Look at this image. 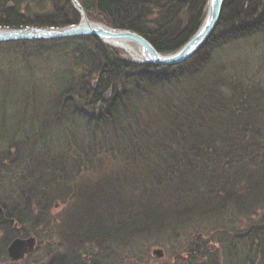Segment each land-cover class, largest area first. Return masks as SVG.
I'll use <instances>...</instances> for the list:
<instances>
[{
	"label": "trees",
	"instance_id": "obj_1",
	"mask_svg": "<svg viewBox=\"0 0 264 264\" xmlns=\"http://www.w3.org/2000/svg\"><path fill=\"white\" fill-rule=\"evenodd\" d=\"M79 2L89 20L138 33L161 54L174 53L191 39L203 22L207 4V0ZM80 18L79 10L70 0H0V27H63L77 24ZM262 29L264 0H223L216 28L200 47L181 62L162 65L135 63L95 36L57 38L45 44L34 41L31 48L26 41L1 42L0 92L10 90L11 95L24 98L43 97L45 103L41 105L40 130H53L55 143L51 144V138L45 139L40 144V151L32 153L34 149L30 148L28 156L22 157L19 147L25 139L34 142L32 134L23 137L17 134L7 141L11 150L1 163L7 173L6 179L0 176V186L6 182L5 185L10 184L7 186L12 189L21 188L14 199L21 201L17 204L25 208L20 212L15 209L21 206H7L0 193V260L8 259L6 246L13 238L29 235L23 228L31 212L35 208L43 209L42 200L48 205L49 195L56 191L68 202L69 211L64 224L72 229L75 237L81 236L94 242L100 250L96 253L76 250L73 256H49L40 264H105L110 251L103 247L112 248L126 240L129 242L136 239L139 233L176 227V220L183 215L180 212L185 211L174 210V218L165 216L158 199L151 203V198H155L153 195L158 196L152 188L167 190L171 207L176 205L188 210L187 216L201 210L198 203L202 197L215 200L211 206L213 212L221 211L223 215L246 212L252 200L246 201L245 194L251 189L249 183L254 178L255 169L251 168L243 175L237 172L239 177L216 174L213 167L223 157L233 156V160H238L241 150H246L248 145L252 153L249 159H245L251 166L253 163L261 166L264 163V141L258 147L262 141L246 140L249 134L259 132L256 125L253 126L254 133L249 132L241 121L247 116L243 113V104L247 106L249 98L244 97L247 101L243 103L236 101L234 93L238 88L223 83L221 86L231 92L226 93L221 87L223 91L215 94V76L224 74L218 70V63H212L215 59H211L233 41ZM17 45L20 49L14 48ZM66 63L69 66H65ZM228 73L227 76L231 77ZM25 76L41 80L25 82ZM93 80L96 81L95 87L92 86ZM108 90H111V96L104 100ZM84 99L90 108L80 106L79 102ZM219 113L220 116H217ZM215 116L219 119L217 125L209 126L208 121ZM72 124L75 131L70 132ZM81 124L88 126L82 129ZM31 128L33 130L34 126ZM21 139L24 141L21 142ZM52 145L61 148L55 147L52 151ZM223 146L230 152L225 153ZM128 147L141 162L142 168L137 164L134 170L129 171L128 164L125 166L124 158H120L118 153L119 157L110 161L108 169L99 166V173H93L96 156H112V152L117 150L124 155L123 149ZM209 163L212 165L206 170ZM27 164L32 166H27L28 175L12 178L11 183L7 180L11 178V168ZM114 164L120 168L112 169ZM263 168L258 167L256 172L262 173ZM33 169L34 174L30 173ZM116 169L121 175L116 174V180H113L109 174ZM122 170H126V175ZM37 171L43 172V180L36 175ZM94 174V177H89ZM129 175L133 177L121 180ZM196 176L201 179L199 187L196 183H189ZM67 178L72 179L64 182ZM124 183L136 184L137 196L132 193L133 198L124 194L121 197L117 187ZM184 187L194 194L187 205L180 206L182 203L178 198ZM107 189L112 191L111 195L105 192ZM231 200L238 208L229 207ZM139 206L144 212L142 217L138 213L136 215L135 208L139 211ZM103 210L113 211L107 216L108 222L116 220V224H111L108 229L101 226L104 225L103 213H98ZM151 218L154 225L150 222ZM137 223L140 225L137 226ZM221 223L226 224V220L223 218ZM78 224L88 229L79 228ZM262 237L264 228H253L242 241L237 240L242 246L240 255L245 252V264H261L259 261H264V256H258L259 253L252 256L259 248L257 241ZM117 238L120 241L115 244ZM224 245L226 264H231L233 256L227 251L228 245ZM125 248L128 249L127 246ZM188 252L190 255L185 253L186 257H179L177 264H216L217 251L209 253L198 248ZM80 256L83 257L81 261ZM113 261L110 257L109 264Z\"/></svg>",
	"mask_w": 264,
	"mask_h": 264
},
{
	"label": "rangeland",
	"instance_id": "obj_2",
	"mask_svg": "<svg viewBox=\"0 0 264 264\" xmlns=\"http://www.w3.org/2000/svg\"><path fill=\"white\" fill-rule=\"evenodd\" d=\"M70 1L72 2V0ZM207 7L208 5L206 4L205 15H206ZM53 40L55 39H25V40H14L11 42L26 41L28 44L27 45L28 48H31L32 46H34V41L43 42L42 44H45ZM3 42H10V41H3ZM103 43H105L109 48H112L114 51L118 52L119 55H122L123 57L132 60L131 56L121 48L111 46L106 42ZM133 46L135 48L138 47V46L136 47L135 44H133ZM14 48H19V45H17ZM214 59L215 61L212 63L213 64L218 63V70L222 74H224V75L217 74L215 76L216 79L215 94L218 95L219 91H223L222 88L225 90L226 93L231 92L229 88L226 89L225 87L221 86V83H223L224 85H228V84H231L230 86L235 85V87L238 88L237 91H235L234 93L235 97H237L235 99L236 101L237 100L240 102L242 101L243 103L247 101L244 100L245 98H249L250 102L247 103V106L243 104V107L245 109V111L243 110L244 111L243 113L246 114L247 116H245L241 121L244 125H246L249 128L248 129L250 130L249 132L254 133V129H253L254 125L259 127L258 128L259 132H257V134L254 133V135L249 134V138H246V140L247 139L248 141L260 140L262 142L258 147H261L264 141V29L252 34L249 37H245L233 41L228 46H226L220 53L215 54V56L213 57V59H211V61H213ZM65 66H69V64L66 63ZM226 73L231 74V77L227 76ZM25 78H23L25 79V82H33V81L41 80V78L35 76H25ZM95 85H96V81L93 80L92 86L95 87ZM10 92H11L10 90L0 92V176L1 178L4 179H6L7 171L4 165L1 166V163H3V159L8 156L7 155L8 151L11 150L9 148L10 143H8L7 141H11L14 135L16 136L17 134H20L23 137L32 134V136L35 138L33 139L34 142L32 140L31 142H28V139H25V142L23 144L21 143V146L19 145L20 146L19 155H21L22 157L28 156L30 148L34 149L32 153H35L38 150L40 151V149H42L40 144L45 139L51 138V142H52L51 144L55 143V140L53 138V130H49V131L40 130V123H41L40 115L43 111L41 105L45 103V99L43 97L24 98L16 95H11ZM106 93L107 92H105V94ZM70 102L73 103V100H70ZM79 103H81L80 106H84L87 109L90 108L86 99H84L83 102H79ZM91 110L94 111L93 109ZM49 112L52 113V111ZM55 114H57V112ZM217 116H220V113L219 115L217 114ZM217 116H215L210 121H208L209 126L217 125L219 121ZM59 118H63V116L59 115ZM81 125H82V129L87 128L88 126L85 125L84 127V124ZM227 125L230 126V124L228 123ZM31 126H34L33 130ZM69 127L71 128V129L69 128L70 132L75 131V126L73 124ZM66 128H62L63 131L66 130ZM78 128L80 131L81 127L79 126ZM66 136L68 135L65 134L64 137ZM247 136L245 135V137ZM62 140L64 141L65 138H62ZM20 141L22 142L24 140L21 139ZM60 143L65 145L64 142H60ZM55 147H57L58 149L61 148L59 146L52 145L51 150L53 151V148ZM223 150L225 153L230 152V150L225 149V147ZM118 151L119 150L113 151L112 153L114 154L112 156L110 154H107V156H103L104 158H102L101 156L100 158H98L96 156L95 159L93 160V163L95 165V171L93 173L96 174L99 173V168H98L99 166H102L104 169H108L110 167L109 165H111L110 161L115 157H117L118 153L120 154V158H124L125 166L128 164L127 167L129 171L134 170L137 164L139 165L140 168L143 167L141 165V162L137 161L136 156L132 155L131 148L128 147L123 149V151H125L124 155ZM236 151L237 150L235 149L234 150L235 154ZM241 151H242L241 155L238 156L239 161L237 159L233 160V156L223 157L224 159L220 160V163L216 164L215 168L213 167V169L216 172V174H225L226 176L227 175L239 176L236 174L237 172L238 174L239 172H241L240 174L243 175L244 173L251 171V168L255 169L254 178L249 183L251 189L248 190L245 194L246 201L248 199L250 200L256 199L255 201L257 202L255 205L253 204L249 206L248 207L249 209L246 210V212L242 211L243 213H238L239 211H237L235 215H230V214L223 215L221 211H214V212L212 211L211 206L214 205L215 203L214 199H207L206 197H202L201 199H199V203H198L199 208H201V210H198L199 212L195 213L192 212L191 209L190 211L192 212V214L187 216L186 212L188 210H183L176 205H174V207H171L172 203L168 202L169 195L167 193V190H163V189L158 190L157 188H152V192L157 193L158 196L153 195V197L155 198H151V203L154 202V200L158 199L160 207H162L161 210L166 212L165 216L171 218L173 216L172 213L174 210H176L177 212L185 211V212H180L184 216L181 215L182 217L176 220L175 223L176 227H172V229L166 228L155 232H151L150 230L149 232L144 234L139 233L136 239L131 240L132 242L131 241L127 242L126 240V242H124L123 244L118 243L112 248L103 247L104 250L110 251L109 252L110 256L107 255V259L104 261L105 264H109L110 257L112 258V260H114L110 264H177L179 263V261H177L179 257L181 258L186 257L185 253L188 252L190 249L195 248L196 237H198L197 241L203 244L206 243L207 241H210L211 243L214 240L219 242L221 241V243H228L229 241H233L231 240L232 236L230 235L229 232H242L245 231L252 224L263 222L264 221V168L262 169V173L260 174L256 172L257 171L256 169L258 167L260 168L264 167V163L261 166L254 165V163L252 164V166L249 164V160L247 159H249L252 153L250 145H248V148L246 150L244 151L241 150ZM148 159L149 162L152 161L149 157ZM23 160L24 158H22V161ZM121 161L123 162V160ZM99 163H102L103 165ZM153 163L156 164L155 162ZM212 163L208 164L206 170H208L211 167ZM29 164L25 166L13 167V169L11 168L10 169L11 174H9L11 178L7 180L10 182L12 178L18 176L25 177L26 175H28L29 171L27 169V166ZM114 166L112 169L120 168V166L118 167L117 164H114ZM29 168H32V166L29 165ZM122 172L124 175H126L127 173L126 170H122ZM30 173L34 174L35 173L34 169L31 170ZM116 174L121 175V173H119V169L113 170V172L109 174V177L112 178L113 180H116ZM36 175L41 176L42 180L44 179L45 176V175L43 176V172L39 173L38 171ZM94 176L95 174L89 175V177L91 178ZM130 176L131 175L126 176L127 179L121 178V180L126 181L133 177ZM71 179L72 178H67L64 182L70 181ZM5 183L0 186V193L3 198L2 200L7 206L18 205L17 203H20L21 201L14 199V197L16 193H20L21 188L16 187L15 189H12L8 187L10 184L5 185ZM118 183L119 182L117 181L116 184ZM189 183H194V184L196 183V186L199 187L201 185V179H199L198 176L192 177V179L189 180ZM134 185H128V184L125 185V183L121 184L117 187V191L121 197H123L124 194L128 198H133L132 195L130 194L137 193V187H136L137 185L136 186ZM105 192H107L109 195L112 194V191H110L109 189H107ZM57 193L58 191L49 195L50 199L48 198V202H49L48 205H46V203L42 200L43 203H41V205L43 209L39 210L33 208L34 210L31 212L28 221L25 224V228L22 227L23 231L29 232L28 236H34L36 239V244L33 251L26 254L24 259L20 261L12 262L9 261L8 259L0 260V264H40L43 263V261H46L44 259H47L49 256H55V255L64 256L65 254H70L67 256H71V255L73 256L74 251L76 250H82L91 253L99 252L100 249L96 247V244L94 242L87 241L84 237L81 236L75 237L76 235L71 231L72 229H69L68 226L64 224V220L65 218H67V213L69 211L68 202L66 201V199H63V196H60V194ZM193 194H194L193 192L188 191L187 187H184V192L178 198L180 199V203H182L180 204V206L184 205V203L185 205H187L191 201V198H193ZM137 201L138 203H140L138 197H137ZM140 205H142V203H140ZM192 205L193 203H191V206ZM229 207L238 208L233 200H231ZM240 207L241 206H239V208ZM24 208L25 207L22 205L21 207H18L15 210H19L20 212H23ZM140 208L142 207L139 206L138 209L139 211H137V207H136L135 211H136V215L138 213L139 217H142L144 216V212H142ZM112 212L113 211L111 210H107L106 212L103 210V211H99L98 213V214L103 213L101 215V218L103 220L104 225L101 226L105 227V229L110 228L111 224H116V220L114 219L108 222L107 216ZM180 213H178L177 216H179ZM174 217L175 216H173L172 218ZM222 217L226 220V224L221 223V221L223 220ZM150 222H152L151 224L154 223L152 218L150 219ZM139 223H137V226L140 225ZM84 226L78 224L79 228L88 229L87 227ZM223 226H228V227L226 228ZM91 235H93V233H91ZM128 239H131V237H129ZM118 241H120L119 238H117L115 244ZM128 243L130 244L129 246ZM230 245L233 244H231L230 242L229 246ZM257 245L259 246V248L257 249V251L253 252L252 256L254 255V253H259L258 256H264V237H262V240L257 241ZM125 246H127L128 249H126ZM233 246H236V244H234ZM245 248L247 250V247ZM157 249L162 250V256H157L156 254H153V251ZM235 249L241 250L242 246L238 245L235 247ZM225 250L226 249H224L223 247L216 249L218 253V256H216L217 261H215L216 264H226L227 256L223 255V253L226 252ZM246 254L249 255L248 252H246ZM244 256H246L245 252H243L240 256H233L231 258V264H245ZM82 258L83 257L80 256L79 260L81 261ZM259 262L261 264H264V261H259Z\"/></svg>",
	"mask_w": 264,
	"mask_h": 264
},
{
	"label": "water",
	"instance_id": "obj_3",
	"mask_svg": "<svg viewBox=\"0 0 264 264\" xmlns=\"http://www.w3.org/2000/svg\"><path fill=\"white\" fill-rule=\"evenodd\" d=\"M75 7L79 9L81 19L77 24H72L63 27H34L26 26L23 28H7L0 27V42L25 40V39H55L71 36H95L105 42L109 40L125 41L134 43L138 46L142 60L133 61L137 63H155V64H173L178 63L189 57L197 48L211 35L216 28L217 20L221 11L223 0H207V11L203 22L198 31L191 39L178 51L163 55L159 53L152 44L140 34L129 30L116 29L106 26L102 23L93 22L88 19L85 10L80 5L78 0H72ZM111 91L104 94L103 99L110 98ZM2 207L0 206V211ZM263 225H253L245 232L235 233L236 236H245L252 228H260ZM35 237L26 238L16 237L7 246V255L12 260H19L25 254L31 252L35 246ZM153 254L162 256V250L157 249Z\"/></svg>",
	"mask_w": 264,
	"mask_h": 264
},
{
	"label": "bare ground",
	"instance_id": "obj_4",
	"mask_svg": "<svg viewBox=\"0 0 264 264\" xmlns=\"http://www.w3.org/2000/svg\"><path fill=\"white\" fill-rule=\"evenodd\" d=\"M107 44L111 45V46H115L118 48H121L122 50H124L127 54H129L134 60L136 61H141L142 57H141V53L139 48H135L133 46V44L131 43H127L125 41H116V40H109L108 42H106ZM250 199H248L247 201H249ZM252 205H255V201L252 200ZM237 246V245H236ZM236 246H227V251L230 253L229 255L232 256H239L240 255V250L235 249Z\"/></svg>",
	"mask_w": 264,
	"mask_h": 264
},
{
	"label": "flooded vegetation",
	"instance_id": "obj_5",
	"mask_svg": "<svg viewBox=\"0 0 264 264\" xmlns=\"http://www.w3.org/2000/svg\"><path fill=\"white\" fill-rule=\"evenodd\" d=\"M252 225H263L262 228H264V222L262 223H257V224H252ZM251 226V225H250ZM249 226V227H250ZM248 227V228H249ZM247 228V229H248ZM256 228V227H255ZM253 229V228H252ZM251 229V230H252ZM256 229H259V228H256ZM243 232V231H242ZM235 233H240V232H230V235L232 236L231 240L233 241H229L228 243H221L219 241H216L214 240L213 242L210 243V241H207L206 243H201L199 241H197L198 237H196L195 241H196V244H195V248L193 249H190V250H193V251H196V249L198 248H202L204 250H207L209 253L210 252H215L217 248H222L223 246H225L224 244L228 245L230 244H236L238 246V241H242V239H244L245 237H247V234L245 236H242V237H239V236H236ZM238 240V241H237ZM189 249V248H188ZM189 252H186V255L189 256L190 254H188ZM208 253H205V255H207Z\"/></svg>",
	"mask_w": 264,
	"mask_h": 264
}]
</instances>
